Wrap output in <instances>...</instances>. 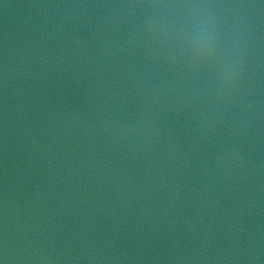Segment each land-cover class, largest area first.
Returning <instances> with one entry per match:
<instances>
[{
    "label": "water",
    "instance_id": "water-1",
    "mask_svg": "<svg viewBox=\"0 0 264 264\" xmlns=\"http://www.w3.org/2000/svg\"><path fill=\"white\" fill-rule=\"evenodd\" d=\"M0 264H264V0H0Z\"/></svg>",
    "mask_w": 264,
    "mask_h": 264
}]
</instances>
